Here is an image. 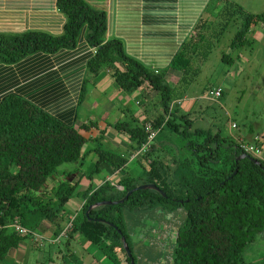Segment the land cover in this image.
<instances>
[{
  "label": "trees",
  "instance_id": "16d2710c",
  "mask_svg": "<svg viewBox=\"0 0 264 264\" xmlns=\"http://www.w3.org/2000/svg\"><path fill=\"white\" fill-rule=\"evenodd\" d=\"M213 2L211 0L204 9L202 26L210 16L207 12L214 18L222 13L230 15L233 11L242 16L229 44L231 48L243 46L251 29L264 19L263 15L249 14L241 8L232 11L231 7H223L219 11ZM56 7L65 18L62 33L53 36L28 31L0 35V66L18 64L36 53L53 54L73 49L84 33L89 47L87 72L96 76L104 69L109 70L120 92L134 91L147 84L156 92L161 112L149 123L117 120L109 125L130 141V154L125 156L94 148L97 159L92 173L105 163L113 173L124 174L117 185L105 181L94 190L76 192L79 181L73 180L85 176L82 164L87 152L83 153V147L92 140L91 127L96 123H82L76 128L18 94L3 95L0 99V261L20 241L33 239L32 235L43 222L56 227L55 235H61L65 206L78 195L84 203L65 233L66 244L78 232L82 240L99 248L112 264L130 263L121 238L134 264H138L130 234L126 231L125 214H133L140 221L154 209L175 213L181 208L184 219L176 230L170 253L166 254L168 258L160 262L153 260L155 255L150 261L139 264H264V258L254 263L242 257L246 247L264 232L263 161L244 154L241 140L223 136L219 130L212 132L194 126L190 112L180 114L177 100L182 97L175 96V87L166 81V70H149L125 54L121 41H105L106 16L102 10L91 7L84 0H56ZM191 43L172 63V68L181 75L178 83L190 64ZM196 43L193 46L201 45ZM222 59L231 61L225 56ZM117 64L122 68L116 67ZM215 91L207 90L210 96ZM147 124L156 135L141 157L131 158L148 141ZM103 133L101 130L93 140ZM159 136L161 140L156 143L155 138ZM170 136L177 138V144ZM179 153L183 156H178ZM241 155L245 157L238 159ZM134 161H138L135 164L141 170L137 176L128 173ZM68 163L79 166L72 172H58L62 164ZM61 175L62 181L49 186L48 182ZM140 185H154L163 195L153 190L134 191L121 204L93 208L85 215L88 207L102 201H119ZM118 187L121 189H116ZM14 224L26 229L27 233L17 232Z\"/></svg>",
  "mask_w": 264,
  "mask_h": 264
},
{
  "label": "crops",
  "instance_id": "0c3cea01",
  "mask_svg": "<svg viewBox=\"0 0 264 264\" xmlns=\"http://www.w3.org/2000/svg\"><path fill=\"white\" fill-rule=\"evenodd\" d=\"M84 1L105 13V41L110 39L121 41L125 54L139 61L149 70H166L168 82L172 76L175 79L173 72L180 74L172 68V63L180 52L186 50V45L190 41H192L191 48H196L193 46V44L197 45L196 41L201 42L204 9L211 0ZM209 19H211L210 16L208 21ZM64 23L65 18L58 11L56 0H0V35H18L28 31H38L56 36L62 33ZM193 40H195L194 43ZM87 52L89 47L82 33L78 44L73 49H62L53 54L36 53L18 64L1 65L0 99L3 95L13 92L74 126L79 113L88 116L89 119L82 123H96V126L91 127L92 140L88 143L93 141L98 145L107 146L113 144L122 151H126L122 153L128 156L131 150L130 141L113 131L109 125L117 121L116 115L127 114L132 102L138 106L132 111L136 122L140 124L143 119L156 118L161 112L158 96L147 84H143L134 91L120 92L110 77L109 70L106 69L92 76L86 70ZM115 66L122 68L118 64ZM140 97L145 101L143 105L138 101ZM177 101L180 103L179 100ZM109 121L112 122L109 123ZM101 130H104L103 135L93 140ZM231 137L244 143L252 144L255 141L254 136L249 134ZM245 138H248L249 142ZM259 140V145L264 149V137L260 136ZM93 149L88 146L85 152H94ZM135 162L131 166L132 169L138 161L136 164ZM74 165L75 168L79 166L76 163ZM86 166V163L82 164V168ZM137 167L139 168V165ZM92 171L93 168L87 172V177L83 172L85 175L83 178L73 180V182L79 181L76 192L94 190L105 181L117 185L119 178L124 174L123 172L113 173L105 163L99 165L97 172L92 173ZM90 173L92 174L89 177ZM118 189L121 188L118 187ZM83 203L81 196L74 195L65 206L67 219L77 215ZM46 231L55 235L56 227L51 226L48 229L42 224L35 234L42 239ZM69 239H74L76 246L78 243H83V249H81L83 255L79 256L80 259H77L74 264H102L103 258H107L99 248L91 246L80 236L77 237L74 234ZM31 240L28 245L21 242L16 248L11 249L1 264H25L26 251L28 253L27 249L32 246L31 242L34 243V239L31 238ZM34 245L38 247L37 244L34 243ZM88 245L90 250L87 248ZM95 255H98L100 259H97Z\"/></svg>",
  "mask_w": 264,
  "mask_h": 264
},
{
  "label": "rangeland",
  "instance_id": "374dc122",
  "mask_svg": "<svg viewBox=\"0 0 264 264\" xmlns=\"http://www.w3.org/2000/svg\"><path fill=\"white\" fill-rule=\"evenodd\" d=\"M213 3L214 6L217 5L219 11L223 7H231L232 11L234 8H241L246 13L264 16V0H214ZM207 13L206 15H212ZM206 20L208 21L207 18ZM241 21L242 16L235 11L230 15L222 13L216 18L211 16V19L204 25L201 45L190 50V64L183 80L178 83L181 75L173 72L175 79L173 76L170 77L168 83L170 82L175 87V96L182 97L179 99L181 105L178 106L180 114L190 112V119L194 120V126L210 129L212 132L219 130L226 137L249 134L256 138L264 136V19L251 29L247 35V42L243 46L231 48L229 44ZM223 56L230 58L231 61L225 62L222 59ZM210 89L221 91V96H210L207 92ZM138 101L142 105L145 102L142 97L138 98ZM136 108L138 106L132 102L128 107V113L122 116L116 115V120L127 122L134 120L132 111ZM88 119V116L79 113L75 127H79L83 121ZM151 120L153 119H143L142 123H149ZM111 122L109 121V123ZM231 123L237 125L236 130H230ZM170 138L173 143L177 144L176 137L170 136ZM170 138L167 139L168 142H171ZM155 139L156 143L161 140L160 136ZM245 140L249 142L248 138ZM88 146L92 148L99 146L120 154L126 152L113 144L98 145L92 141L84 145L83 153ZM91 152L87 153L84 161L87 166L82 168V172L86 174L94 168L97 159V155ZM183 154L185 155V153ZM178 156L183 155L179 153ZM261 161L264 163V153ZM133 165L134 163L131 164V166ZM137 166L135 165L134 169L129 168L128 173L131 176L140 174L141 170ZM75 169L74 163L62 164L58 168V172H72ZM62 180L63 175L48 183L49 186H52ZM114 193L113 190L112 194ZM75 216L71 219L65 217L61 223L62 229L65 230ZM123 218L126 231L130 234L129 239L136 263L150 261L155 255L161 258L155 256L153 260L162 262L168 258L166 254L170 253V246L173 245L176 230L183 222L184 210L181 208L175 213H171L154 209L140 221L133 214L132 216L125 214ZM43 226L48 229L51 227L47 222H43ZM75 234L77 237L79 236L78 232ZM30 240V238H26L20 243L25 242L24 244L28 245ZM66 240L67 237L54 235L50 231L44 232L41 242L34 241L38 247L31 242L32 246L27 249L28 253L26 251V258H24L25 264H74L77 259H80L79 256L83 255L81 250L83 243H78L76 246L74 239H69L67 244ZM87 248L90 250L89 245ZM95 257L100 259L98 255ZM242 257L246 262L260 263L262 261L264 258V232L257 235L255 240L246 247ZM101 263L112 264L108 258H103Z\"/></svg>",
  "mask_w": 264,
  "mask_h": 264
},
{
  "label": "built area",
  "instance_id": "2783aa9c",
  "mask_svg": "<svg viewBox=\"0 0 264 264\" xmlns=\"http://www.w3.org/2000/svg\"><path fill=\"white\" fill-rule=\"evenodd\" d=\"M220 94V91L219 90H216L212 96H215V97H218ZM236 129V125L231 123L230 124V130H235ZM145 132L148 133V136H147V143L144 144L138 151L134 152L131 156V158H139L142 156V154L148 149V147L150 146L151 142H152V139L154 138V136L156 135V131H154L152 129V127L150 126V124H147L146 127H145ZM260 144V140H259V137L255 138V141H254V144L252 145H249V144H245V143H240V148L241 150L244 152V154L246 155H250L252 156L253 158L255 159H259V160H263V149L261 147ZM13 227L15 228V230L17 232H19L20 234H26L27 231L26 229L24 228H21L20 226L14 224ZM1 228V226H0ZM70 229V225L61 233V236H64L65 237V233L68 232ZM33 239L35 242L39 241L41 242V238L36 235V234H33Z\"/></svg>",
  "mask_w": 264,
  "mask_h": 264
},
{
  "label": "water",
  "instance_id": "95a60500",
  "mask_svg": "<svg viewBox=\"0 0 264 264\" xmlns=\"http://www.w3.org/2000/svg\"><path fill=\"white\" fill-rule=\"evenodd\" d=\"M244 157H245L244 155H241L238 159H241V158H244ZM139 190H153V191H156V192L160 193L161 195H163V193L154 185H140V186H137L132 191L127 192L126 195L122 199H120L119 201H112V202L111 201H102V202H98V203L88 207L85 215H87L90 212V210H92L93 208H97V207H100V206H107V205H111V204H113V205L121 204V203L125 202L128 199V197L131 195L132 192L139 191ZM121 240H122V243H123L124 251H125L127 257L130 259V263L129 264H134L133 259L131 258V253L128 250V248H127V246H126V244L124 242V238H121Z\"/></svg>",
  "mask_w": 264,
  "mask_h": 264
}]
</instances>
